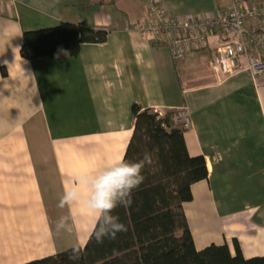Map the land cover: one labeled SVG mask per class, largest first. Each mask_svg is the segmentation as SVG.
<instances>
[{
	"label": "crops",
	"instance_id": "0c3cea01",
	"mask_svg": "<svg viewBox=\"0 0 264 264\" xmlns=\"http://www.w3.org/2000/svg\"><path fill=\"white\" fill-rule=\"evenodd\" d=\"M159 2L172 17H206L231 0ZM145 13L143 0H0V264L85 244L91 213L57 204L77 176L123 157L135 103L190 113L185 145L207 167L183 203L195 248L227 244L234 254L236 241L243 257L264 255V72L214 68L216 37L173 61L165 45L132 30ZM60 22L107 36L76 56L59 46L51 57H21L23 31ZM60 215L75 227L57 242Z\"/></svg>",
	"mask_w": 264,
	"mask_h": 264
},
{
	"label": "trees",
	"instance_id": "16d2710c",
	"mask_svg": "<svg viewBox=\"0 0 264 264\" xmlns=\"http://www.w3.org/2000/svg\"><path fill=\"white\" fill-rule=\"evenodd\" d=\"M106 36L105 29L60 22L23 31L20 55L28 60L51 57L62 46L69 56H76L81 44L101 43ZM0 73L6 75L4 67ZM131 111L134 123L123 158L136 162L147 153L151 164L142 169L144 179L133 190L132 203L112 213L127 231L103 243L88 236L75 260L69 258V247L22 264H264V255L243 257L236 241L234 254L227 244L195 248L183 203L192 199L191 185L207 178L205 159L188 153L183 130L173 126V110L159 114L135 103Z\"/></svg>",
	"mask_w": 264,
	"mask_h": 264
},
{
	"label": "built area",
	"instance_id": "2783aa9c",
	"mask_svg": "<svg viewBox=\"0 0 264 264\" xmlns=\"http://www.w3.org/2000/svg\"><path fill=\"white\" fill-rule=\"evenodd\" d=\"M143 3L145 16L132 30L165 45L173 61L182 59L187 51L206 47L208 39L216 37L214 68L225 74L244 69L253 79L264 72V0H231L227 11L206 17H172L159 0ZM171 118L178 129L190 127L186 107L174 109Z\"/></svg>",
	"mask_w": 264,
	"mask_h": 264
},
{
	"label": "clouds",
	"instance_id": "9594fccd",
	"mask_svg": "<svg viewBox=\"0 0 264 264\" xmlns=\"http://www.w3.org/2000/svg\"><path fill=\"white\" fill-rule=\"evenodd\" d=\"M146 164H151V156L147 153L136 162L121 157L98 171L77 176L64 188L57 207L65 209L79 205L87 209L91 213L89 237H94L97 243H103L105 239L114 240L118 233L126 232L127 228L119 216L112 213L118 206L132 203L131 194L142 183V169ZM74 227V218L69 215H60L55 223L58 234H71ZM78 256L79 247L74 245L69 258L75 260Z\"/></svg>",
	"mask_w": 264,
	"mask_h": 264
},
{
	"label": "rangeland",
	"instance_id": "374dc122",
	"mask_svg": "<svg viewBox=\"0 0 264 264\" xmlns=\"http://www.w3.org/2000/svg\"><path fill=\"white\" fill-rule=\"evenodd\" d=\"M53 232H54V236L57 240V242H61L62 240H70L71 239V234H67V233H57L55 231V226H53ZM68 242H71V241H68Z\"/></svg>",
	"mask_w": 264,
	"mask_h": 264
}]
</instances>
